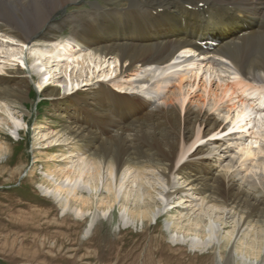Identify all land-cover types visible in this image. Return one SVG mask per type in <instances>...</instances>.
<instances>
[{"label":"bare ground","instance_id":"obj_1","mask_svg":"<svg viewBox=\"0 0 264 264\" xmlns=\"http://www.w3.org/2000/svg\"><path fill=\"white\" fill-rule=\"evenodd\" d=\"M68 2L0 0V40L18 47L11 58L25 65L31 47L42 95L66 101L61 128L45 136L69 150L52 156L60 164L45 194L89 214L90 233L116 204L121 222L135 225L160 218L156 196L190 189L200 211L178 210L166 222L172 239L216 246L221 264H264V100L255 92L264 89V0H103L56 19ZM70 23L71 36L57 40ZM208 33L221 39L213 53L197 44ZM109 60L133 77L121 83L127 90L95 81L112 74ZM62 68L66 92L46 86ZM31 79L0 74V123L26 124L14 110Z\"/></svg>","mask_w":264,"mask_h":264},{"label":"rangeland","instance_id":"obj_2","mask_svg":"<svg viewBox=\"0 0 264 264\" xmlns=\"http://www.w3.org/2000/svg\"><path fill=\"white\" fill-rule=\"evenodd\" d=\"M22 1L27 3L30 0ZM70 1L64 11L55 15L56 19L72 10L90 8L91 3H102L103 0H88L83 4ZM74 26L65 25L58 38L62 40L69 36ZM16 48V45L0 40V74L32 79L27 98L14 110L18 118L26 116V124L18 129L9 118L0 123V143L5 148L0 153V264H221L216 246L196 248L188 243L175 242L166 227V222L174 219L178 210L192 214L200 211V207L195 206L197 196L192 195L193 190L180 193L173 199L156 196L160 204L155 207L160 218L146 219L135 225L121 222L123 210L116 204L112 212L117 219L109 215L98 218L90 233L85 232L89 214L81 218L70 209L64 211L61 198L45 194L44 188L50 186L48 172L60 164L52 156L59 155V159H63L65 155L62 152L69 150L68 145H61V140L52 141L50 134L45 136L48 132L56 136L61 128L64 121L60 113L66 101L56 104L60 98L42 95L40 82H44L45 71L35 74L31 47H28L30 51L26 48L20 55L28 58V68L23 69L22 74L7 73V70H19V59L22 58H11ZM110 61L106 62L103 70L112 74L104 77L101 76L103 71H98L100 76H94L95 81L105 82L117 90H127L128 86L125 88L121 83L129 82L133 77L127 74L121 77L118 63ZM87 65L84 78L91 74ZM80 69L81 66L76 72L78 75L83 73ZM56 72L58 75L46 86H59L62 92H66V82L57 80L62 76L64 81L65 78L68 81L64 68L62 72ZM79 88L85 91L87 86L81 83ZM140 94L145 95L144 92ZM184 187L189 188L188 185ZM166 189L172 191L171 187Z\"/></svg>","mask_w":264,"mask_h":264}]
</instances>
